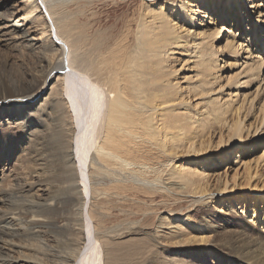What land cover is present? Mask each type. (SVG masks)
Masks as SVG:
<instances>
[{
	"label": "bare ground",
	"instance_id": "bare-ground-1",
	"mask_svg": "<svg viewBox=\"0 0 264 264\" xmlns=\"http://www.w3.org/2000/svg\"><path fill=\"white\" fill-rule=\"evenodd\" d=\"M231 1L222 0L221 9L230 7ZM234 1L237 6L230 13L238 22L246 15L254 17L252 8L261 6L245 3L246 11L241 8L239 12L241 1ZM136 2L137 7L112 18V8L120 6V0H27V18L36 20L45 34L41 42L13 21L12 42L19 59L13 62L0 52V157L12 160L23 149L27 164L15 184L0 188V240L4 246H17L16 238L26 237L32 240V251L45 254L51 264H212L208 252L227 263L264 264V234L235 211L207 216L203 211L205 223L220 233L206 251L187 245L172 248L164 242L180 238L177 242L183 243L189 236L184 235V227L195 228L199 222L188 213L181 214L182 200L199 202L204 210L214 200L205 198L208 189L201 180L206 182L207 175L171 165V160L177 148L189 142L191 148L215 121L228 120L231 101L208 95L217 89L213 87L219 79L215 77L221 68L222 47L216 43L226 30L208 24L213 16H226L219 14L212 0ZM258 13L253 21L264 28ZM253 30L249 32L252 39ZM229 32L226 47L233 49L230 36L234 31ZM38 43L41 55L35 49ZM260 43L264 47L262 38ZM184 50H191L194 68L193 76L185 78L187 85L182 84L175 66L177 53ZM246 63L250 76L257 75L264 57L251 54ZM53 78L57 79L49 87ZM48 88L50 94L38 100ZM202 94L209 96L208 103L197 101ZM245 119L246 115L233 118L232 140L242 138ZM18 133V143L5 141V135ZM47 135L60 145L58 155L46 146ZM248 149L244 145L240 154ZM241 155L236 164L243 160ZM53 160L61 163L62 179L59 165L51 169ZM5 168L0 169L3 176ZM39 168L50 180L65 181L63 193L69 203L76 202L73 215L62 217L63 224L48 212V207L55 210L60 199L35 191L44 179L36 176ZM17 189L27 199L19 197ZM242 196L220 200L233 210L232 204ZM135 203L144 217L141 225L139 220L123 227L114 225V210H131L129 205ZM8 204L10 210H3ZM161 206H171L175 214L158 218ZM141 214L137 219H142ZM149 223L153 228H147ZM164 225L174 230L162 232L159 228ZM44 226L61 235L58 245L41 239ZM4 246H0V264H19Z\"/></svg>",
	"mask_w": 264,
	"mask_h": 264
},
{
	"label": "rangeland",
	"instance_id": "rangeland-1",
	"mask_svg": "<svg viewBox=\"0 0 264 264\" xmlns=\"http://www.w3.org/2000/svg\"><path fill=\"white\" fill-rule=\"evenodd\" d=\"M25 1L27 0H0V52H6V54L10 56V59L13 62L19 59V56L16 54L17 50L16 48H14L15 46L12 42V37L14 36V33L12 34L11 32L13 21H18L22 25V27L25 28V31L28 33V35L30 37H33L36 42H41V40L45 36V34H42V29L39 23L36 20L27 18L28 8L25 7ZM120 1V6L113 7V10L111 9L112 11L110 15L112 16V18H114L113 15L116 16V14H120L124 10H129V8L132 9L133 7H137L138 2L136 1L140 0H136L135 2L133 0ZM149 1L153 2L154 0ZM239 1H241V5L238 6L239 12H241V8H243L242 12L246 11L245 3L246 6H250L251 3H260L261 6L258 7V10L252 8V12L254 14V17L255 15L256 17H259V13L257 14V11H261L260 18L264 20V0H253V2L250 0H246L245 2H243V0ZM212 2L218 4V8L220 9L219 14L225 15L226 17H217V19L215 18V16H213V19L209 22L208 25L219 28L225 26L226 30L222 32V38L220 42L216 43L217 46L221 45L222 47V50L218 54L221 68L218 69L219 71L217 70L218 77L217 75L216 77L213 76L215 78H219L217 79V82L213 87L214 89H217H215V91L213 92L209 91L208 95H210V93L213 97L219 95L223 98L222 101H224L225 99L227 101L228 99L233 105H231V110L228 109L229 113L226 114V117H228L227 121L220 123L218 121H215L214 123L216 124H213L210 132L207 131L205 135H202L203 137L201 138L198 136L196 143L192 145L191 148L188 149L190 142L186 143V146L184 145L177 148V152L173 157L174 160H171V165H175L176 167L179 166L183 168L189 167L198 169L199 173L207 175V179L205 180L206 182H204L205 184L201 180L203 187L208 189L207 193L205 194V198L207 196L209 198L214 197V200H212L208 204V206L205 207V210L201 207L199 202H194V200H190V198H186L188 201L185 199L184 201L182 200L179 203V208L182 209L180 210V212H182L181 214L184 215V213H186V216H188L189 214L191 220H198L199 222H196L197 224H195V228L193 227V225V228L187 227L188 229H185L186 227H184V235L186 237L188 235L189 236L187 237L188 239L186 241H183V243L177 242L180 238L174 240L167 239L164 241L166 245L172 246V248H178L179 246L184 245L195 246V248L200 249L198 250L200 252H202L204 249V251L209 249L207 247L209 246L211 241H213V239L217 237L215 236L217 230L213 231V229L205 223L206 218L203 214V211H205L204 213L206 216L210 214L228 215L231 211H235L239 218L247 220L250 224L256 226L258 228V231L260 230L262 234H264V196H262L264 195V67L255 71L257 75H253L251 73L250 76V71H248L249 68L247 67L246 63V57H250L251 54L252 58H255L259 55L264 57V47L260 43L261 38L264 40V28L261 27L259 23H255L253 21V16L248 15H246V17L248 18H246L243 22L239 21L241 23V25H239L237 17L235 18L234 16H231L233 14L230 13L233 12L237 6L235 5L234 0L231 1L230 7H224V9H221V7L223 6L222 0H212ZM110 5H108V7H110ZM224 5L226 6V3ZM98 9L105 10V8L100 7ZM203 9L207 8L204 6ZM199 27H201V25L197 26L196 28L199 29ZM231 29L234 31L232 33V36H230L234 45L233 49L229 45L228 47H226L230 33L229 31ZM250 30H253L255 32L253 39L251 38L252 36L249 33ZM250 38L252 40H250ZM38 45L39 43L36 45L35 49L36 52L41 55L43 54L42 48ZM190 51L184 50V53L178 52L176 55L177 62H175V66L179 70L178 77L180 78V80H184H181L183 85L188 84V81H186L187 83L185 82V78L193 76L194 74L193 63L192 59L190 58ZM56 79L57 78H53V80L48 83L50 84L48 86L51 87V85L55 83ZM50 91V88H48V90H44L38 96V100H42L44 96H48L50 94ZM208 97L209 96L203 94L201 96L199 95L197 101L200 102L202 100L200 102L201 104H203V102L205 101V103H208ZM201 104H198L199 108ZM183 111L184 110H182L181 113L184 114L186 111ZM191 114L193 116L194 112H191ZM244 115H246V119L244 122L245 126L243 129L242 138L238 141H234L231 139V135H229L231 131L230 127L238 117L241 118L244 117ZM52 119L53 121L51 125L55 127L57 118L56 116H53ZM20 135L21 134L19 133L17 134V136L15 134H13L12 136L5 135V138L8 139H6L5 141L18 143L20 141L18 136ZM47 136L49 143L46 142V146L49 147L51 152H56V155H58L60 145L55 141L54 138L52 139L51 136ZM242 145H246L249 148L247 153L243 155L240 154V149L243 147ZM239 155H241L243 160L239 164H236V160ZM26 157V152L23 149H18L14 153V157L12 158V160L8 159L4 155L0 157V169L6 166L5 174H7L6 176H3V173H0V188H6L5 186L8 187L11 183L12 185L15 184V178L22 175V172L24 171L23 168L25 164H27ZM241 157H239V159ZM60 164L61 163L59 161L53 160L51 163V169H53V166L59 165L58 176L59 179H62V176L60 175ZM37 171L39 173V175L36 174L37 178L44 179L43 183H40V185L35 188V191L38 194H43L45 197L51 195L56 199H60L55 210L46 205H43V207H48V212H50V215L58 218L60 223L63 224L64 221L62 217L69 218L73 215L76 202L69 203L67 200V194L63 193L62 189L66 185L65 181H60L58 177L56 178V180L52 181L47 177V175L42 173L41 168L37 169ZM203 175L201 174L200 177H202ZM226 182H228L227 190L224 191ZM230 191L232 192L229 193ZM260 191L263 194L260 193ZM63 194L66 195V197H62ZM237 194L243 196L240 197L237 203L232 204L235 207V209L233 210L229 209V206L226 207L227 204L225 205V202H223V200H220L221 198H224L225 201L229 199V196L233 197ZM18 195H20L19 197L21 198L27 199V197L21 195L19 191ZM161 198L162 197H157V200H160ZM60 202H63V204H61ZM193 203L194 205L192 207ZM169 204L172 205L173 203ZM20 205L21 204L17 205V210L21 209L19 208ZM137 205L138 204L136 203L134 205H129L131 210L122 211L121 209H115L113 224L123 227L129 225L135 220H139L138 222H140L141 225L144 217L141 213H139V208H136ZM2 207L3 210H10L7 209V207H9V204ZM12 207L15 208V206ZM41 207L39 208L41 209ZM163 207L161 206L159 208V214L157 216L158 218L160 216H169L170 214H175L174 212H170V210L172 209L171 206V209L170 207H168V209ZM191 207L194 209L191 210ZM13 208L11 209L12 211L14 210ZM139 214L142 215V219H137L140 217ZM42 221H45V219H42ZM140 225L135 224L134 226ZM148 226L149 227L147 228L151 229L153 228L154 224L150 226L149 223ZM47 229L48 228H46V226L41 228V230L44 231V237H41V239L46 238L49 245H58L61 239V235L55 232V228H53V231L51 232ZM159 229L162 232L174 230L171 229V226L169 225H164ZM218 230H220V228ZM218 234L220 233H217V235ZM19 238H16V241L19 244L17 246H4V242L1 240L0 246H4L8 250L11 258L19 259V264H51V259L47 260V256L45 254H40L39 252L35 254V251H32L35 250L30 247L32 240H29L26 237ZM34 243H36V241H34ZM208 256L211 258L210 260L212 264H232L230 262L227 263V259H219L213 252H208ZM34 257H41L42 261L36 262L34 260ZM52 264L57 263L53 262Z\"/></svg>",
	"mask_w": 264,
	"mask_h": 264
}]
</instances>
